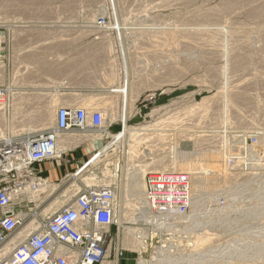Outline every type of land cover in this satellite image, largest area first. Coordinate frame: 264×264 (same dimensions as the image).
<instances>
[{"label": "rangeland", "instance_id": "374dc122", "mask_svg": "<svg viewBox=\"0 0 264 264\" xmlns=\"http://www.w3.org/2000/svg\"><path fill=\"white\" fill-rule=\"evenodd\" d=\"M0 33L5 51L21 55L20 83L31 88L30 80L39 78L43 91L31 94L53 101L22 103L16 110L12 94L0 117V143L5 137L22 139L41 124L36 117L41 106L108 115L103 130L59 135L66 150L80 152L81 159L70 180L52 184L45 198L28 200V192L14 200L15 213L24 219L19 235L34 222L42 226L52 206L61 209L92 187L83 178L95 177L97 186L113 184L120 193L122 151L116 168L97 166L80 179L73 176L120 146L115 136L125 126H151L150 135L164 138H144L154 153L136 164L163 159L167 171L201 181L193 189L190 183L188 217L172 231L114 222L111 263L156 264L152 255L159 248L163 264H264V0H0ZM0 79L6 86L5 76ZM59 97L65 102L56 103ZM100 133L110 138L93 140ZM224 168L227 176L221 179ZM127 229L146 232L143 247L130 243ZM205 231L210 240L194 245V236Z\"/></svg>", "mask_w": 264, "mask_h": 264}, {"label": "built area", "instance_id": "2783aa9c", "mask_svg": "<svg viewBox=\"0 0 264 264\" xmlns=\"http://www.w3.org/2000/svg\"><path fill=\"white\" fill-rule=\"evenodd\" d=\"M103 22L100 19L98 26ZM4 48L0 42V57L4 56ZM10 96L11 90L0 86V108L7 106ZM102 122L100 110L92 109L89 113L79 107H58L54 129L31 136L16 154L0 162L10 164L0 170V251L23 226L24 221L11 210L15 194L39 188L44 182L35 167L49 160H60L56 150L58 135L95 132ZM144 180L145 202L153 213L185 214L190 209V178L186 173L149 172ZM113 214V194L109 188L85 187L13 247L0 264H112L109 228L114 225Z\"/></svg>", "mask_w": 264, "mask_h": 264}, {"label": "bare ground", "instance_id": "6f19581e", "mask_svg": "<svg viewBox=\"0 0 264 264\" xmlns=\"http://www.w3.org/2000/svg\"><path fill=\"white\" fill-rule=\"evenodd\" d=\"M160 39L161 38H159V40ZM1 40L2 39L0 38V42H1ZM168 47H170V46H168ZM212 47H214V46H212ZM0 78H1V75H0ZM228 98H229V95H227V99ZM20 102H17L16 101L14 103V106H15V109L16 110H18L19 107H20V104H22ZM94 102H96V99H95ZM99 102H101V101H99ZM97 103H98V101H97ZM15 104H17V105H15ZM5 107H7V106H4V107L0 108V117H2V116L5 115V110H6ZM33 108H35V107H33ZM38 108H39V110H37L36 117H38L39 118V122L40 123L42 122V123L41 124H37L35 127H32L33 129H31V130H29V129L26 130L25 133H24L25 137L23 136V138L20 139L19 142L17 140H13V139H10V138L7 139L5 137V139H3L4 141L1 142V143L4 144V146L2 148H0V162L3 161V160L9 159V157L13 153L16 154V151L18 150L19 146H21L24 143L23 141L31 138V136H33V135H36V134L40 133V131H36V130H38V127H42V126H45V127H47V126H50V127L53 126L54 127L55 126L56 111L55 110L51 111V106L50 105L49 106L47 105V107L46 106H44V107L41 106V107H38ZM46 108H47V111H46ZM199 110H200V108H199ZM88 112L90 113L91 110L88 111ZM100 112L102 114L103 122H102L101 127L99 129H96V131L102 130L103 124L105 123V115H106V117L108 116L107 113H105V111H100ZM110 117H111V115H110ZM21 119H23V118H21ZM18 122H20V121H18ZM32 124H33V122H32ZM32 124H30V125H32ZM35 132H37V133H35ZM153 133H154V127H151V126L137 128V129L127 128L125 126L124 129H123V132L121 134H119L118 136H115V138H119L120 137V140H121L120 146H118L117 148H115L113 151L107 153V155L105 157L100 158L97 162H95L91 166L85 168L84 170L78 171L76 174H74L73 178H74V180L75 179H80V178H82L85 175L86 171L87 172H89V171H91V172L92 171H95L97 169V166H99V167L102 166L104 168L107 167V166L108 167H110V166L113 167L114 166V168H116L117 165H118L117 163L119 162L120 152L122 151V158H123L121 160V162L123 163V165H121L122 166V176H121L122 177V180H121L122 183H121V188L118 186L120 188V193H117V190L115 189V186L113 184H110V183L103 184L102 186L95 185L97 183H100V182L97 181V179L95 177H92V178L91 177L90 178H83L82 181L85 182L87 185L92 186V187H99V188L100 187H107V188H109L111 190V192L113 194V211H114V214H113V223L114 222L115 223H119V225H120L123 221H128L129 223H133V224H139V225L149 226L150 229H152L153 231H154V226H155L156 229H159V228L162 227L166 231H172L173 230V227H174V225L176 223H178V222L180 223V221L182 219H184V218L186 219L188 216L186 214L181 213V212H175V213H172V214H165V215H160L159 213H155V212L153 213V210L146 204V202H145L146 200H145L144 194H143L144 193V181H145L144 178H145V175L148 174L149 172H156L158 170L167 171V169H168L167 166L168 165L166 164V162L163 159L156 160V161H154L153 159H151V162H149V163L143 162V164H139V165L136 164V163L139 162V160H142L143 158H146L148 156H151L152 153H154V150L149 149L151 147L150 145L143 144V142H141L144 138H145V141H147L148 139H151V140L152 139H155V140L159 139L160 140V139H163L164 138V136H157V138L156 137L154 138V135H150V134H153ZM30 134H32V135H30ZM10 135H12V134H10ZM1 137H4V136H1ZM58 138H60L59 135H58ZM108 138H110V136L108 134H106V133H100V135H97V136L93 137V140L95 139V140L98 141L99 139L105 140V139H108ZM237 139L240 140V141L243 140L241 137H238ZM62 142H64V141H62ZM62 142L61 141H58L57 142V147H56L57 155H59L61 152L65 151L67 149L66 146L63 145ZM242 143H243V141H242ZM261 146L263 147V145H261ZM241 147H243V146H240V148ZM235 149H236V152H237V155H238L239 154L238 152H240V151H239V149L237 147ZM241 149H243V148H241ZM250 151H247V154ZM250 154H252V152H250ZM250 154H249V156H250ZM237 158H239V157L237 156ZM224 159H225V155L224 154L220 155L219 161L221 162V165H222ZM249 160H250V158H249ZM248 162L250 163V161H248ZM9 163H11V161H9ZM238 163H240V162H238ZM9 165L10 164L7 165L6 163H3V164L0 163V170L7 169L9 167ZM254 165L257 166L256 163H254ZM237 166H235V167H237ZM238 167H241V166L239 165ZM238 167L236 168L237 170H238ZM162 171H159V172H162ZM226 173H227L226 172V168H224V170H222L219 173L220 174V178L222 179V178H224V176H227ZM189 175H190L191 187L193 189L194 186H195V184L199 183V181H201V180H200V178L197 175H194V174H189ZM53 187L54 186H52V184H50L49 182L45 181L36 190L29 191V193H28V195H27L26 198L28 200L41 199L42 197L45 198L46 196H48V194L50 192L52 193ZM191 187H190L189 195L192 197ZM22 193L25 194L26 192L25 193L22 192ZM22 193L19 192V193L15 194V199L17 200L19 197H21L22 196ZM72 196H70V197H72ZM60 207L61 206L60 205H57V204H56V206L55 205L52 206L50 208L51 209L50 212H52V213H50V214L53 215L55 212L58 211V209H60ZM126 208H128L130 210V212H127L125 210ZM48 211L46 210V212H48ZM46 212H44V213H46ZM46 214H48V213H46ZM50 217H51V215H50ZM19 218L21 220H24L23 217H21V216H19ZM170 218H171V220H170ZM38 228H39V226L36 225V223L34 222L31 226L27 227L24 230V232L22 233V235L20 237L15 238L9 244H7L5 247H3V249L0 251V260L3 259L4 257H6L9 254L10 250L13 247H15L20 241H22L27 235H29L30 233L36 231ZM127 231H130V233H131V235L133 237V238L132 237L130 238V243L132 241H134V243H135V241H136V242L139 243L140 246H142V247L144 246V243H146L145 242V239H146V234H145L146 232L145 231H143V230H132V232H131V230H129V229H127ZM201 231H203V230H201ZM167 233H169V232H167ZM211 235L212 234L209 233L208 231L207 232L205 231V232L196 234L194 236L195 238H193V239H195V243L193 241L194 245H196V246L203 245L208 240H210V236ZM147 237H148V235H147ZM194 245H193V247H194ZM140 246H139V248H142ZM163 250H161L159 248H157L156 251L154 250L155 253H153L152 256L155 259L156 264H163V262H164V260H163V258H164L163 255L164 254L162 253ZM192 250H194V249H192ZM246 250H248V249H246ZM167 251H169V250L167 249L166 252ZM164 253H165V251H164ZM247 254H248V252H247ZM168 258L170 259L171 262L174 259L172 257H171L172 260H171L170 257H168ZM168 258H167V261H168ZM191 259H193V258H191ZM151 260H153V259H151ZM187 260H189V258ZM170 261L168 263H170ZM191 261L193 262V260H191ZM151 262L154 264L153 261H151ZM175 262L178 263L176 260H175ZM139 264H144L143 260H140V263Z\"/></svg>", "mask_w": 264, "mask_h": 264}, {"label": "crops", "instance_id": "0c3cea01", "mask_svg": "<svg viewBox=\"0 0 264 264\" xmlns=\"http://www.w3.org/2000/svg\"><path fill=\"white\" fill-rule=\"evenodd\" d=\"M9 49H10L9 47H6L7 51L4 52V56L0 57V73L1 75L5 76L6 87H8L11 90V95L13 94L12 97L14 99L12 100V102L14 103L16 101L17 102L21 101L20 103L24 102L29 104L53 102V101L39 99L41 97H44V95H35V94H40L39 92L43 91L42 87L39 85V80H38L39 78L32 79L34 77H30V79H32L30 80L32 82V85L34 84L31 88H27L20 83L23 79L21 76H17V73L19 74L24 72L20 71V69L16 67L19 66V64L22 62V58L21 55L18 54L17 52L12 51V53H10ZM75 92H80V91L76 90ZM31 93H35V94H31ZM55 102L64 103L65 101L62 99V97H59L58 99H56ZM62 140L63 139L61 137L57 138V141L62 142ZM72 151L73 150L69 149V150H65L64 152H61L60 162L55 160H49L36 166L35 168L37 170L38 176L42 180H46L50 184H55L57 186L59 184L62 186L64 180L69 181L70 179L68 178L70 177L72 171L74 170L77 159L79 158L81 159L82 156L80 152H75L74 150V152L72 153ZM56 193L57 191H55V195ZM11 210L15 212V208L13 207V205L11 207ZM23 232H21V235ZM19 234L20 233H18V236L11 239V241L14 240L15 238L20 237L21 235ZM11 241H9V243Z\"/></svg>", "mask_w": 264, "mask_h": 264}]
</instances>
